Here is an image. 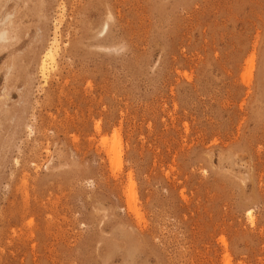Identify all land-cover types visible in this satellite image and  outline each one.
<instances>
[{
    "label": "rangeland",
    "instance_id": "374dc122",
    "mask_svg": "<svg viewBox=\"0 0 264 264\" xmlns=\"http://www.w3.org/2000/svg\"><path fill=\"white\" fill-rule=\"evenodd\" d=\"M10 1L0 264H264V0Z\"/></svg>",
    "mask_w": 264,
    "mask_h": 264
},
{
    "label": "bare ground",
    "instance_id": "6f19581e",
    "mask_svg": "<svg viewBox=\"0 0 264 264\" xmlns=\"http://www.w3.org/2000/svg\"><path fill=\"white\" fill-rule=\"evenodd\" d=\"M7 2H11L10 0H6V3H4V4H1V10H2V14L4 15L3 16V18L2 19H0V51H1V49H2V46H3V44H5V45H7V42H9L10 40H8V38H9V33L11 32V31H14L13 30V28H12V21H11V19H12V17H13V11L11 12V10L9 11V9L8 8H10L11 6H10V3L8 4V5H6L7 4ZM4 6L6 7V8H4ZM4 8V9H3ZM15 9H17V8H15ZM13 34V33H12ZM13 35H15V34H13ZM15 43V42H14ZM14 43H10V45H15ZM16 43H18V42H16ZM16 46V45H15ZM10 47V46H9ZM13 48V47H12ZM7 50H10V49H7ZM48 53V52H47ZM46 58H47V55H46V53H45V55H44V57L42 58V60H41V62H40V69L42 70V69H44V62L46 61ZM1 100V99H0ZM105 141H106V139H102V142L103 143H105ZM131 189V188H130ZM129 191H131V190H129ZM131 193L132 192H130V196H131ZM133 196V195H132ZM130 197V198H133V197ZM133 201V200H132ZM131 202V201H130ZM132 203V202H131ZM131 207V206H130ZM133 207H131V209H132ZM133 211L134 210H137L136 208H134V209H132ZM136 215H137V212H136ZM139 215V214H138Z\"/></svg>",
    "mask_w": 264,
    "mask_h": 264
}]
</instances>
